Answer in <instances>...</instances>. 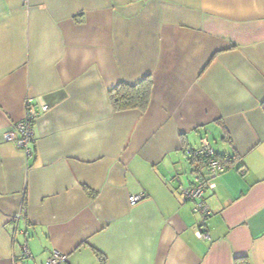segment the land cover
I'll return each instance as SVG.
<instances>
[{"label":"crops","instance_id":"1","mask_svg":"<svg viewBox=\"0 0 264 264\" xmlns=\"http://www.w3.org/2000/svg\"><path fill=\"white\" fill-rule=\"evenodd\" d=\"M146 77V109L114 111L108 90ZM27 99L47 106L29 157L4 139ZM203 143L235 157L208 181L205 220L179 192ZM52 250L264 264V0H0V264Z\"/></svg>","mask_w":264,"mask_h":264},{"label":"built area","instance_id":"2","mask_svg":"<svg viewBox=\"0 0 264 264\" xmlns=\"http://www.w3.org/2000/svg\"><path fill=\"white\" fill-rule=\"evenodd\" d=\"M26 1V0H24ZM25 111L23 118L18 121L15 125L17 131V136L12 133H6L4 139L11 142L16 148L22 151L25 157H29L32 154V147L34 144V121L38 113H43L47 110V106L43 105L35 109L32 106L31 100H25ZM191 153V152H190ZM193 154L197 157L203 155L209 158L205 161L202 167L198 168L195 173H193V185L190 188H180L179 192L182 195L183 200H188L193 203V212L201 216L205 220L210 212L206 208L203 202V194L207 187L210 178L216 177L225 171L227 166L221 161L217 160L213 156V150L203 143L202 146L193 151ZM145 194L130 195L128 197V202L130 205H135L145 199ZM201 237H207L206 234L201 232L199 234ZM21 260L30 258L29 251L24 245L19 257ZM67 261V256L57 250H52L49 257L46 259L45 264H65Z\"/></svg>","mask_w":264,"mask_h":264},{"label":"trees","instance_id":"3","mask_svg":"<svg viewBox=\"0 0 264 264\" xmlns=\"http://www.w3.org/2000/svg\"><path fill=\"white\" fill-rule=\"evenodd\" d=\"M152 82L149 77L144 78L136 85H128L125 83H119L113 88L108 90L107 97L109 103L114 111H125L130 109H138L144 111L150 100ZM213 156L225 164L227 167L235 162L234 156H225L213 151ZM208 156L197 157L190 153V163L194 167L193 172L195 173L198 168L205 164ZM234 264H248L245 257L235 258Z\"/></svg>","mask_w":264,"mask_h":264},{"label":"rangeland","instance_id":"4","mask_svg":"<svg viewBox=\"0 0 264 264\" xmlns=\"http://www.w3.org/2000/svg\"><path fill=\"white\" fill-rule=\"evenodd\" d=\"M208 139H209L210 141H212L213 138H212V137H208ZM218 148H219V147H218Z\"/></svg>","mask_w":264,"mask_h":264}]
</instances>
